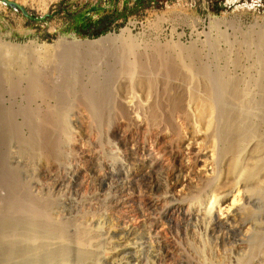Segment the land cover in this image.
<instances>
[{
    "label": "bare ground",
    "instance_id": "bare-ground-1",
    "mask_svg": "<svg viewBox=\"0 0 264 264\" xmlns=\"http://www.w3.org/2000/svg\"><path fill=\"white\" fill-rule=\"evenodd\" d=\"M111 39L71 37L63 52L111 56L95 50ZM132 41L124 38L112 48L115 60L99 93L80 97L91 119L105 127L108 147L121 151L138 178L134 187L141 194L129 201L122 169L116 174L112 165L105 167L101 182L114 192L111 211L120 213V228L109 236L133 234L125 224L131 203L137 229L157 239L147 252L152 264H264V94L258 90L264 63L219 65L215 57L202 60L203 51L180 48L139 52ZM25 47L0 43V99L28 102L22 111L10 106L0 112V264H67L70 251L52 243L58 234L52 203L30 190H43L41 180L49 174L42 153L46 163L56 159L59 136L69 127L57 109L42 119L34 105L45 95L39 64L62 46L30 48L41 61L33 66ZM70 66L76 67L73 58ZM17 191H26L29 200ZM77 252L79 259L95 255ZM133 258L137 264L145 259Z\"/></svg>",
    "mask_w": 264,
    "mask_h": 264
},
{
    "label": "rangeland",
    "instance_id": "rangeland-1",
    "mask_svg": "<svg viewBox=\"0 0 264 264\" xmlns=\"http://www.w3.org/2000/svg\"><path fill=\"white\" fill-rule=\"evenodd\" d=\"M11 1L25 7L31 17L0 3V43L5 40L26 46L27 54L35 45L50 46L51 50L59 44L62 46L53 50V58L43 63L30 53L28 64L41 63L40 83L45 95L34 105L40 107L42 119L52 108L57 109L58 116L60 113L66 116L69 126L63 131L64 135L59 136L57 158L46 163L44 151L42 153L44 169L49 174L41 180L43 190L30 186L33 195L52 203L50 214L58 232L52 240L54 247H67L70 251L67 264H137L134 255H142L143 264H152L147 252L154 249L157 239L137 229L136 209L131 203L127 206L129 219L125 224L133 234L126 239L124 234L116 237L108 234L109 230L120 228L117 221L120 213L111 211L114 192L101 182L105 167L112 165V172L116 174L122 169L124 194L129 201L141 194L134 187L138 178L136 172L126 167L121 151H117L113 143L112 148L108 147L105 127L91 119L80 97L83 91L99 93L115 60L112 48L120 46L124 38L133 40L139 52L148 53L157 48L166 51L191 49L203 51L202 60L211 61L215 57L212 61L219 65L237 63L255 68L263 64L264 0H141L139 7L136 0ZM41 16H45L44 19H36ZM107 35L113 36L112 41L95 50H108L112 57L100 53L93 55V59L91 50L75 48L74 54L63 52V48L70 47L65 40L71 37L94 40ZM72 58L76 64L73 69L70 66ZM256 74L252 71L250 77L254 80ZM263 83L262 80L261 85ZM258 90L264 94V87ZM3 96L0 112L10 106L17 112L28 107L22 96ZM11 152L10 157L15 155ZM27 194L17 191L24 199L29 198ZM84 232H88L87 238L83 237ZM123 248H131L132 252ZM77 249L89 250L95 255L79 259L78 254L73 255Z\"/></svg>",
    "mask_w": 264,
    "mask_h": 264
},
{
    "label": "water",
    "instance_id": "water-1",
    "mask_svg": "<svg viewBox=\"0 0 264 264\" xmlns=\"http://www.w3.org/2000/svg\"><path fill=\"white\" fill-rule=\"evenodd\" d=\"M0 3L13 8L16 11H20L24 16L31 17L29 12L23 7L22 5L18 4L17 2L11 1V0H0ZM45 16H41L39 18H36L37 20L44 19Z\"/></svg>",
    "mask_w": 264,
    "mask_h": 264
},
{
    "label": "trees",
    "instance_id": "trees-1",
    "mask_svg": "<svg viewBox=\"0 0 264 264\" xmlns=\"http://www.w3.org/2000/svg\"><path fill=\"white\" fill-rule=\"evenodd\" d=\"M135 4H136V6H141V4H142V1L141 0H136V2H135ZM81 23L82 24H84V27H86L87 25L85 24V21H83L82 19H81ZM70 30V29H69Z\"/></svg>",
    "mask_w": 264,
    "mask_h": 264
}]
</instances>
